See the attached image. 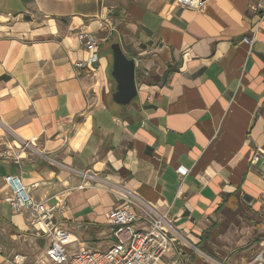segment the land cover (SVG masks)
Returning a JSON list of instances; mask_svg holds the SVG:
<instances>
[{
  "label": "crops",
  "instance_id": "crops-1",
  "mask_svg": "<svg viewBox=\"0 0 264 264\" xmlns=\"http://www.w3.org/2000/svg\"><path fill=\"white\" fill-rule=\"evenodd\" d=\"M259 0H0V264H49V240L5 199L17 176L54 204L73 241L112 243L104 188L77 187L66 167L124 185L174 219L185 264H250L264 240V17ZM101 23L107 27L100 28ZM110 28V29H108ZM99 40L88 65L80 36ZM252 38L251 45L242 42ZM135 63L136 96L113 103L108 41ZM36 141L19 156V140ZM179 169L185 173L180 175ZM156 264H178L172 254Z\"/></svg>",
  "mask_w": 264,
  "mask_h": 264
},
{
  "label": "built area",
  "instance_id": "built-area-1",
  "mask_svg": "<svg viewBox=\"0 0 264 264\" xmlns=\"http://www.w3.org/2000/svg\"><path fill=\"white\" fill-rule=\"evenodd\" d=\"M205 1L173 0L178 6L192 10H200ZM257 7L260 17H264V0H259ZM100 28L107 29L104 23H101ZM79 39L89 54L87 64L96 63L99 40L88 33L81 35ZM252 41L253 39L249 37L242 39V42L247 45H251ZM14 148L19 152V156L14 158L15 163L23 155L36 154L46 162L62 167L37 150L35 139L19 140ZM66 170L80 179L78 189L83 190L87 186L94 185L106 189L115 197L117 205L106 215L113 243L102 252L79 249L69 253L67 247L73 242L71 235L67 226L56 219V216L64 210L61 198H57L54 204H49L46 200L36 201L19 177L5 176L3 182L9 191V197L5 199V202L14 212L27 214L29 224L49 240V246L44 253L45 262L49 264H156L164 255L172 254L176 263L185 264V256L186 253L189 254L188 252L211 260L187 241L181 231L176 228L174 219L167 213H161L155 205L143 200L134 191L92 171H77L68 167ZM178 173L183 175L185 171L179 169ZM260 246V250L250 264H264V240ZM11 264H24V258L15 254L12 256Z\"/></svg>",
  "mask_w": 264,
  "mask_h": 264
},
{
  "label": "water",
  "instance_id": "water-1",
  "mask_svg": "<svg viewBox=\"0 0 264 264\" xmlns=\"http://www.w3.org/2000/svg\"><path fill=\"white\" fill-rule=\"evenodd\" d=\"M110 50L112 58L110 76L115 83V91L111 99L117 105L126 106L136 96L135 63L125 56L118 43L111 44Z\"/></svg>",
  "mask_w": 264,
  "mask_h": 264
},
{
  "label": "rangeland",
  "instance_id": "rangeland-1",
  "mask_svg": "<svg viewBox=\"0 0 264 264\" xmlns=\"http://www.w3.org/2000/svg\"><path fill=\"white\" fill-rule=\"evenodd\" d=\"M113 40H114V41H117L115 38H113ZM109 41H111V40H109ZM109 41H108V43H109ZM68 255H69V253H68ZM12 256H13V252H11V253L9 254L10 259H12Z\"/></svg>",
  "mask_w": 264,
  "mask_h": 264
},
{
  "label": "trees",
  "instance_id": "trees-1",
  "mask_svg": "<svg viewBox=\"0 0 264 264\" xmlns=\"http://www.w3.org/2000/svg\"><path fill=\"white\" fill-rule=\"evenodd\" d=\"M116 42L117 41H114L113 39H111V41H109V43H108V46L110 47L111 44L116 43Z\"/></svg>",
  "mask_w": 264,
  "mask_h": 264
}]
</instances>
